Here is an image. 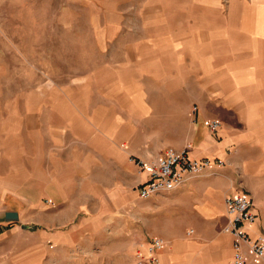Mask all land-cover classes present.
I'll return each mask as SVG.
<instances>
[{
  "label": "crops",
  "instance_id": "obj_1",
  "mask_svg": "<svg viewBox=\"0 0 264 264\" xmlns=\"http://www.w3.org/2000/svg\"><path fill=\"white\" fill-rule=\"evenodd\" d=\"M200 1L169 4L183 19L111 64L110 100L86 101L78 118L46 123L47 134L5 153L20 160L0 165V264H22L24 253L38 259L49 244H102L110 220L126 222L141 245L163 238L161 264H232L233 238L222 228L234 192L253 202L256 220L245 231L264 235V118L253 112L264 107V5L248 0L250 19L237 23L221 15V0ZM214 10L222 20L209 16ZM213 119L216 133L205 124ZM168 147L215 164L140 197L149 175L138 162Z\"/></svg>",
  "mask_w": 264,
  "mask_h": 264
},
{
  "label": "rangeland",
  "instance_id": "obj_2",
  "mask_svg": "<svg viewBox=\"0 0 264 264\" xmlns=\"http://www.w3.org/2000/svg\"><path fill=\"white\" fill-rule=\"evenodd\" d=\"M252 1L221 0L218 9L228 21H248ZM169 4L177 0H0V165L20 160L5 156L21 152L17 143L38 139L40 132L47 134L54 122L66 117L78 118L86 101L110 100L111 64L128 52L142 53L144 37L160 36L177 15L183 19L184 14L169 10ZM194 15L200 21L207 16ZM209 16L222 20L215 10ZM253 112L264 118V107ZM106 225L102 244L70 251L59 245L52 250L49 244L39 250L38 259L24 253L21 262L133 264L134 251L144 240L130 237L126 222L110 220Z\"/></svg>",
  "mask_w": 264,
  "mask_h": 264
},
{
  "label": "built area",
  "instance_id": "obj_3",
  "mask_svg": "<svg viewBox=\"0 0 264 264\" xmlns=\"http://www.w3.org/2000/svg\"><path fill=\"white\" fill-rule=\"evenodd\" d=\"M196 110L193 107L192 112ZM210 132L219 128V121L211 120ZM186 150L168 147L161 157L154 161H139V166L148 171V182L139 189V196L148 198L159 192H168L184 182L203 175L215 163L207 158H190ZM221 164V162H217ZM47 203H50L48 200ZM227 223L222 231L233 238L232 264H247L249 259L264 260V235L252 237L245 231L246 225L256 220L253 202L245 192H234L224 198ZM166 246L163 238L154 236L145 245H139L133 254V264H161L159 252Z\"/></svg>",
  "mask_w": 264,
  "mask_h": 264
}]
</instances>
